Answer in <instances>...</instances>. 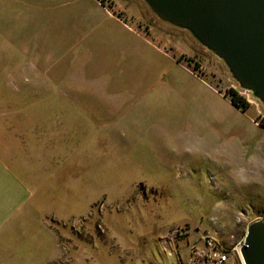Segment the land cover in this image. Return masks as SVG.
<instances>
[{
  "label": "rangeland",
  "instance_id": "1",
  "mask_svg": "<svg viewBox=\"0 0 264 264\" xmlns=\"http://www.w3.org/2000/svg\"><path fill=\"white\" fill-rule=\"evenodd\" d=\"M103 2L136 31L148 35L151 29L163 37L217 96H210L215 102L203 115L175 97L160 99L157 91L111 99L102 89L112 81L98 64L102 60L67 58L61 50L28 55L19 40L38 32V13L22 0H0V114L67 113L64 99L80 91L59 87V81L91 83L109 97L88 91L84 98L94 101L76 105L80 117L92 119L75 123L89 137L74 151L68 170L74 186L87 190L90 207L66 223L72 229L71 223L87 220L79 232L72 230L86 236L78 245L79 260L66 257L61 264H117L112 242L138 245L139 236L148 241L156 231L162 236L191 230L202 245L212 239L226 251L242 246L249 225L264 221V107L239 88L220 59L188 32L158 20L142 0ZM230 89L247 99L248 113L218 100Z\"/></svg>",
  "mask_w": 264,
  "mask_h": 264
},
{
  "label": "crops",
  "instance_id": "2",
  "mask_svg": "<svg viewBox=\"0 0 264 264\" xmlns=\"http://www.w3.org/2000/svg\"><path fill=\"white\" fill-rule=\"evenodd\" d=\"M22 2L40 17L38 32L19 40L27 47L28 55H56L61 50L67 58L102 60L98 64L105 67V76L112 79L102 89L114 96L111 99L127 93L141 96L148 92L149 96L157 91L160 99L175 97L193 107V113L200 110L202 115L215 102L210 96H217L216 91L181 64L177 52L169 50L163 37L155 36L151 29L148 35L136 31L114 8L100 0ZM55 84L80 91L78 97L64 99L69 106L67 113L0 114V264H61L68 258L79 260L78 245L86 239L85 233L76 235L66 224L84 217L90 207L87 190L74 186L68 170L76 148L89 137V132L78 131L80 127L75 123L80 118L92 119L85 113L80 117L76 105L94 101L84 98L88 91L96 90L103 100L109 97H103L105 94L91 83ZM218 97L236 108L230 99L220 94ZM220 102L222 113L227 116V107ZM58 104L63 103L55 105ZM250 109L241 112L248 113ZM79 161L83 166V159ZM178 230L162 236L156 231L148 241L139 236L138 245L112 242L111 253L116 255L117 264H190L192 248L206 247L194 238L193 231L184 234ZM239 247L233 245L228 250L226 264H244Z\"/></svg>",
  "mask_w": 264,
  "mask_h": 264
},
{
  "label": "water",
  "instance_id": "3",
  "mask_svg": "<svg viewBox=\"0 0 264 264\" xmlns=\"http://www.w3.org/2000/svg\"><path fill=\"white\" fill-rule=\"evenodd\" d=\"M161 22L188 32L264 107V0H142ZM244 264H264V221L247 229Z\"/></svg>",
  "mask_w": 264,
  "mask_h": 264
},
{
  "label": "built area",
  "instance_id": "4",
  "mask_svg": "<svg viewBox=\"0 0 264 264\" xmlns=\"http://www.w3.org/2000/svg\"><path fill=\"white\" fill-rule=\"evenodd\" d=\"M84 218L78 220L77 223H71L73 231L79 232V228H82V222H86ZM102 230V227L99 226ZM205 250H200L195 247L192 248L190 264H226L228 261V251L223 249V247L215 240L207 239L205 243Z\"/></svg>",
  "mask_w": 264,
  "mask_h": 264
},
{
  "label": "trees",
  "instance_id": "5",
  "mask_svg": "<svg viewBox=\"0 0 264 264\" xmlns=\"http://www.w3.org/2000/svg\"><path fill=\"white\" fill-rule=\"evenodd\" d=\"M102 4H104L103 0H100ZM180 60V59H179ZM225 97L230 99L232 104L241 110L242 112H247L250 108V104L247 99L240 95L237 90L230 89L225 93Z\"/></svg>",
  "mask_w": 264,
  "mask_h": 264
}]
</instances>
